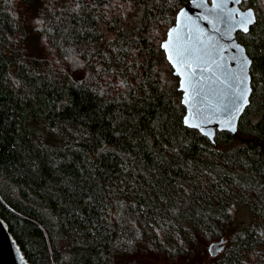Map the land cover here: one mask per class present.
<instances>
[{"label":"trees","instance_id":"16d2710c","mask_svg":"<svg viewBox=\"0 0 264 264\" xmlns=\"http://www.w3.org/2000/svg\"><path fill=\"white\" fill-rule=\"evenodd\" d=\"M188 1L0 0V216L31 264H264V0L252 107L214 141L158 63Z\"/></svg>","mask_w":264,"mask_h":264},{"label":"water","instance_id":"95a60500","mask_svg":"<svg viewBox=\"0 0 264 264\" xmlns=\"http://www.w3.org/2000/svg\"><path fill=\"white\" fill-rule=\"evenodd\" d=\"M244 1L246 0H242V3ZM241 4L237 5L235 0H229L228 8L243 9L244 7H242ZM181 8L186 9L187 17L178 18L176 16L175 24L170 27H175L177 29V33H175L173 36V46L189 50L188 58L193 60L191 68L195 70L193 73V88L198 87L199 91L201 92L199 101L203 102L207 98L211 102L220 105L223 109V107L229 103L231 92L228 86L223 84L221 80L226 78L229 72L239 71V67L232 60V56H239L241 53L240 50L234 47L233 42L241 44L242 47L246 49L245 45L238 38V32L241 30L235 29L229 33V23L227 20L225 19L222 22L221 20L216 19V10L214 9L213 0H203V4L201 0H196L195 4L192 3V0H189ZM202 13L204 15H208L210 20H204L201 15ZM212 21L215 22L213 23ZM167 38L168 32L166 39ZM221 49H223V51H221ZM163 50L165 51L167 58L168 53L165 49ZM197 55L201 56L200 60L195 59ZM205 61L211 63V71L208 70ZM170 64L174 68V73L180 78L179 89L183 92V101L185 98V93L184 89L180 87V82L184 79V77L179 75V71L175 65H173L171 62ZM186 70L187 69L181 65L180 71ZM200 76H203L204 80L200 81L199 86H197L195 83V78ZM190 93L193 95V97H195L194 91L190 90ZM184 106L186 107L184 119L185 117L189 118V123L184 124L190 128L199 130L204 136L208 137L212 141L215 140L217 130H226L232 134H237L240 118L245 112L244 111L239 114L235 121L236 131H232L230 128L224 126L227 119L225 114H217L212 116L210 120L203 121L202 118H193L194 115H198L203 112V109L199 107V103L195 99L188 105L184 104ZM195 124H200L203 131H201L200 128L191 126ZM225 243V238L211 242L208 246L210 255L212 257L217 256L221 251H223ZM217 245L218 248L216 247ZM213 248H216V250L213 251ZM0 264H31L23 253L13 234L10 232L8 224L2 219L1 216Z\"/></svg>","mask_w":264,"mask_h":264},{"label":"snow or ice","instance_id":"6c2138e0","mask_svg":"<svg viewBox=\"0 0 264 264\" xmlns=\"http://www.w3.org/2000/svg\"><path fill=\"white\" fill-rule=\"evenodd\" d=\"M201 2L203 4V0H201ZM228 2L229 0H213L214 9L216 10V19H219L222 22L225 19L227 20L229 23V33L235 29H240L245 34L251 35V29L256 28L260 23L257 10H255L253 7H246L243 9L228 8ZM235 2L237 5H240L242 0H235ZM192 3L195 4L196 0H192ZM113 6L114 5L110 4L104 5L105 8ZM92 7H98V5L93 4ZM121 7H123V5H121ZM80 8L81 4L77 2L75 8H73V11H79ZM201 15L204 20H210L208 15H204L203 13ZM177 17H187L186 9L179 8ZM212 22L214 23L215 21ZM175 33H177V29L175 27L170 28L168 31V38L163 41L161 47L167 51V58L173 65L177 67L179 75L184 77V79L180 82V87L184 89L185 93V98L183 99L182 103L188 105L195 99L199 103V107L203 109V112L198 115H194L193 118H202L203 121H208L212 116L217 114H225L227 119L224 126L230 128L232 131H236L235 121L237 117L240 113L244 112L246 108L252 107L253 97L256 93V88L251 83L252 76L250 74V66L254 64V59L252 58L251 54H249L241 44L233 42L234 47L240 50L241 53L239 56H232V60L238 65L239 71L229 72L227 77L221 80L223 84L228 86L231 92L229 103L222 109L220 105L211 102L207 98L203 102L199 101L201 92L199 91L198 87L193 88V73L195 71L191 68L193 60L188 58V49L173 46V36ZM221 51H223V49H221ZM195 59L200 60L201 56L197 55ZM205 63L207 64L208 70L211 71V63H208V61H205ZM181 65H183L187 70L180 71ZM202 80H204L203 76L195 78L196 85L199 86V83ZM121 83H123V81H121ZM190 90L195 92V97H193V95L190 93ZM184 123H189L188 117H185ZM191 126L200 128L201 131H203L200 124ZM228 211L231 212L232 209L229 208ZM216 247L218 248V245ZM215 250L216 248H213V251Z\"/></svg>","mask_w":264,"mask_h":264},{"label":"rangeland","instance_id":"374dc122","mask_svg":"<svg viewBox=\"0 0 264 264\" xmlns=\"http://www.w3.org/2000/svg\"><path fill=\"white\" fill-rule=\"evenodd\" d=\"M245 6V7H244ZM242 7L246 8V7H253L251 5V3L249 5H244ZM177 16V15H176ZM176 21V20H175ZM169 30V27L167 28L166 32H165V35L163 32H160V31H155L154 32V35L157 36V43L156 45H158V47L161 49V44L162 42L166 39L167 37V32ZM163 50V49H162ZM163 56L165 57L167 63L164 61V60H160L158 63H159V67L161 68V76H162V80L164 81V83H167L170 81V79L172 78L173 76V73L169 70V68H173V66L170 64V62L167 60L166 58V54H165V51L163 50ZM246 216H243V219H245ZM208 251V250H207ZM209 256L208 257H211L210 254H208Z\"/></svg>","mask_w":264,"mask_h":264}]
</instances>
